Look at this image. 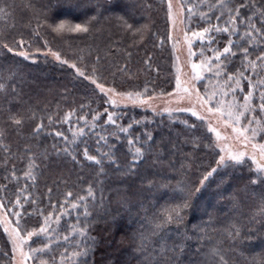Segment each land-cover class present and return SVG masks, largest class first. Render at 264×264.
Masks as SVG:
<instances>
[{
    "label": "trees",
    "instance_id": "1",
    "mask_svg": "<svg viewBox=\"0 0 264 264\" xmlns=\"http://www.w3.org/2000/svg\"><path fill=\"white\" fill-rule=\"evenodd\" d=\"M0 9H3L0 11V37L9 43L24 38L25 47L17 51H28L34 57L24 60L0 50V75L16 70V77L9 84V94L0 93V128L5 132L4 143L15 154L5 153L0 148V184H9L8 198H14L17 187L32 184L21 176L26 160L18 155L24 145L29 144L33 152L42 153L37 160L40 168L35 192L44 199L45 206L49 188L52 189L51 198L61 200L69 191L73 199L86 195L87 186L93 185L94 202L88 200L90 217L86 221L91 245L87 264H150L153 256H156L153 264H177V257L178 264H220L219 256L214 261L206 260L204 253L212 247L219 249L228 264H261L264 261V216L260 214L264 184H251L253 177L249 166L218 169L201 191L195 193L203 174L215 166L218 154L205 147L208 143L205 137L211 135L198 120L186 114L169 117L137 108L116 109L124 113L125 124L133 117L151 119L147 130L153 135L152 151L145 154L134 174L117 170L115 165H106L104 174L100 175V169L83 161L82 156L78 159L83 162L75 163L68 156L57 155L53 145L62 148V140L48 133L56 128L71 136L62 123L46 127L40 136L32 135L42 115L45 117L43 123L48 125V114L62 117L69 107L78 108L89 102L90 107L97 110L106 106L89 81L77 77L67 65L46 56L45 41L69 58H75L83 49L84 63L89 65L98 54L102 77L122 90L143 89L137 83L145 80L148 87L154 86L151 88L154 91H170L172 78L163 0H0ZM45 19L50 22L65 20L71 25L87 22L90 30L86 34L68 32L63 38L55 37L43 26ZM124 21L133 28L146 25L142 29L143 39L125 28ZM38 24L41 27L37 28ZM37 48L41 50L36 52ZM145 60L149 63L145 64ZM13 85L15 92L11 91ZM29 108L36 113L34 120L28 118L32 114L27 111ZM12 113L24 117L22 125L12 124L8 119ZM185 120L188 125L183 123ZM134 131L142 132L144 128L137 127ZM88 144L95 154V142L89 140ZM118 155L123 162L122 154ZM6 157L7 165L4 164ZM186 160L191 161V168L181 169ZM13 165L19 182L4 179ZM178 180L188 183L195 193V206L185 210L180 225L173 223L157 231L158 214L176 202L172 195ZM75 217L63 221L60 231L66 233L67 224L75 223ZM36 220L38 217L33 216L29 225L38 227ZM83 223L81 217V225ZM177 228L183 233L180 241L176 239ZM162 237H167L169 247L183 242V253L177 249L163 256L156 255ZM6 242L7 236L0 228V252L10 250V246L5 248ZM61 247H64L63 242ZM59 252L57 248L54 254L59 256Z\"/></svg>",
    "mask_w": 264,
    "mask_h": 264
},
{
    "label": "snow or ice",
    "instance_id": "2",
    "mask_svg": "<svg viewBox=\"0 0 264 264\" xmlns=\"http://www.w3.org/2000/svg\"><path fill=\"white\" fill-rule=\"evenodd\" d=\"M165 3L169 26L167 40L173 41L174 30L182 31L183 45L186 46V65L190 73L182 72L179 66L180 57L176 52L181 40L177 39L173 43L175 87L171 92H161L159 95L167 96L178 104L186 103L188 106L174 109L165 107L161 111L169 117H172L174 112L191 113L197 120L207 122L208 133L212 135L205 137L208 141L205 147L214 151L218 149L215 166L203 174L195 193L201 191L205 182L218 169L237 167L248 161L251 162L252 169L251 184H264V0H193L191 3L189 0H165ZM201 8L204 10L201 11ZM197 13L199 19L194 21ZM193 22L195 27L191 26ZM43 26L55 37L60 38L68 32L86 34L90 30L87 22L71 25L65 20L50 22L45 19ZM124 26L143 39L142 29L146 28V25L133 28L124 21ZM39 27L41 24L37 25V28ZM24 47L25 40L22 37L12 43L0 37V50H7L8 53H14L24 60L34 59L28 51H17V48ZM44 48L47 55L55 61L73 69L77 77L89 81L94 86V91L98 90L103 97V104L106 106L97 110L91 108L89 102L80 104L78 108L69 107L62 117L48 114V125L43 123L45 117L42 115L40 121L35 123L32 135L40 136L44 129L51 128L53 123L67 124V131L71 136L56 128H51L48 133L62 140V148L53 145L57 155L68 156L75 163L86 161L98 167L100 175L104 174L106 165H115L117 170L126 174L136 173L137 165L143 161L145 154L152 151L153 135L147 130L151 119L146 116L141 119L133 117L125 124L124 113L116 109L120 105L139 108L147 106L156 114L157 109L152 106L153 96L148 95V85L145 84L144 88L139 90H122L114 82L110 84L102 77V69L99 66L101 57L98 54L89 65L84 63L83 49L79 50V55H75V58H69L62 51L50 47L47 41ZM40 50L37 48L35 51ZM144 63L148 64L149 61L145 60ZM15 77V69L7 75H0V93L9 94V84ZM199 84H203V91ZM11 91L15 92L14 85ZM27 111L32 113L28 118L34 120L35 111L31 108ZM8 119L12 124L20 126L24 117L12 113ZM183 123L188 125L186 120ZM141 126L144 131H134ZM4 135V130L0 128V148H3L5 153L15 155L4 143ZM89 140L95 142V154L89 148ZM81 145L82 151L79 150ZM118 153L124 157L123 162ZM18 155L21 160H26L21 176L32 184L25 183L23 187H17L14 198H8L9 184H0V228L7 236L5 248L10 246V250L0 252L3 257L0 264H87L91 245L88 243L86 221L90 217L88 200L92 199L94 202L93 185L87 186L86 195L73 199V193L69 191L61 200H53L52 189L49 188L46 195L48 204L45 206L44 199L35 192L40 168L37 160L42 153L33 152L31 146L25 144L24 150ZM81 156L83 161L78 159ZM7 163L6 157L4 164ZM185 166L191 168V161L186 160L181 164V169ZM4 179L19 182L20 177L16 174L15 165ZM195 193L190 190L188 183L178 180L172 195L176 202L163 208L158 214L155 225L157 231L164 230L167 225L173 223L180 225L185 210L195 206ZM260 205V214L264 216V195L260 197ZM73 213H76V222L68 223L66 233L61 232L62 221H65L66 217L70 218ZM33 216L38 217L35 221L38 227L29 225ZM81 217L85 221L83 225ZM232 227L235 228L236 225ZM182 235L177 228V241H180ZM72 241H75V244ZM166 241L167 237H162L156 255L163 256L167 252H176L177 249L180 254L183 253V242L169 247ZM61 242L64 247H61ZM57 248L60 249L59 256L54 254ZM68 248L74 250L68 251ZM204 255L207 261H214L219 256L220 264H228L216 247L210 248ZM155 259L156 256H153V262ZM178 262L179 257L177 264ZM261 264H264V261Z\"/></svg>",
    "mask_w": 264,
    "mask_h": 264
},
{
    "label": "rangeland",
    "instance_id": "3",
    "mask_svg": "<svg viewBox=\"0 0 264 264\" xmlns=\"http://www.w3.org/2000/svg\"><path fill=\"white\" fill-rule=\"evenodd\" d=\"M163 2H164V8H165V20H166V36H165V38H166V46H167V49H168V52H169V55H170V67H171V78H172V87H171V89H170V91H168V92H171V90H172V88H174L175 87V76H176V68L173 66V64H174V61H175V57H174V55H173V43L177 40V39H179V40H181V45H179L178 47H177V52H176V55L177 56H179L180 57V61H179V66L181 67V69H182V72H189L190 73V69H188L187 68V65H186V46H184L183 45V36H182V31H176V30H174L173 31V41L172 42H169L168 40H167V35H168V30H169V26H168V23H167V17H166V3H165V0H163ZM189 2L191 3V2H193V0H189ZM197 2H198V0H197ZM201 11L202 10H204L203 8H201L200 9ZM199 19V17H198V13H197V15L194 17V21L195 20H198ZM186 23H188V21L186 20ZM192 27H195V22H193L192 23V25H191ZM165 35V34H164ZM164 35H162V38H164ZM197 46H199V45H197ZM46 56H48V57H51L50 55H47L46 54ZM52 58V57H51ZM54 59V58H53ZM182 78H184L183 76H182ZM148 82L147 81H143V80H141V81H139L138 83H137V85H139V86H142L143 88H144V86H145V84H147ZM199 87H200V89H201V91H203V84H199L198 85ZM152 87H154V86H150L149 85V87H148V95L149 96H153V100H152V106L155 108V109H157V113L156 114H154L153 113V111H152V109L151 108H148L147 106H145L144 108H139V107H133L132 105H127L126 107L124 106V105H120L118 108H137V109H139V110H142V111H146V112H150V113H152L153 115H157V114H166V113H163L161 110L162 109H164L165 107H169V108H176V107H187L188 105L186 104V103H184V104H178L176 101H174V100H171L169 97H167V96H161V95H159V93H161V91H154L153 89H151ZM156 88V87H155ZM158 88V87H157ZM135 88H133V90H134ZM154 93H155V95H154ZM241 99H242V97H241ZM165 101H168V103H165ZM117 108V109H118ZM177 114H186V115H188V116H190V117H192V118H194V119H196L197 120V118L196 117H193L192 115H191V113H186V112H178V113H176V112H174L173 113V115H177ZM166 115H168V114H166ZM172 115V116H173ZM199 121V120H198ZM199 122H201V121H199ZM75 124V123H74ZM201 124L203 125V127H204V129H205V131L208 133V130H207V122H201ZM65 125V127H66V129L68 128V125L67 124H64ZM68 132V131H67ZM210 135H212L211 133H209ZM217 151V153H218V149L216 150ZM243 164H246L247 166H249L250 167V165H251V162L250 161H248L247 163H243ZM243 164H241V165H243ZM221 169V168H220ZM250 169H251V167H250ZM252 170V169H251ZM72 216H76V213H74ZM69 218H65V221H67ZM63 222V221H62Z\"/></svg>",
    "mask_w": 264,
    "mask_h": 264
}]
</instances>
